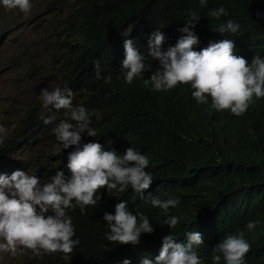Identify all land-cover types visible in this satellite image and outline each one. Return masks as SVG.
Segmentation results:
<instances>
[{
	"label": "trees",
	"instance_id": "trees-1",
	"mask_svg": "<svg viewBox=\"0 0 264 264\" xmlns=\"http://www.w3.org/2000/svg\"><path fill=\"white\" fill-rule=\"evenodd\" d=\"M33 1L29 16H0V110L12 103L17 108L13 115L1 117L5 131L0 133V174L21 170L36 174L43 184L62 167L57 148L43 147L36 131L43 128L41 90L66 85L82 105L99 113L90 117V126L116 134L114 148L130 146L149 158L145 171L153 178L151 195L178 198L180 203L169 213L179 223L170 229L163 224L168 215L153 207L148 196L120 192L129 208L147 216L154 229L140 247H121L106 239L100 221L102 210L116 200L105 192L97 207L85 209L86 214L78 208L69 212L80 241L70 261L61 255H22L27 258L19 262L107 264L126 256L137 259L156 252L170 232L178 238L193 230L202 234L204 243L195 250L205 264H213L212 248L226 235L241 231L251 245L248 264H264V98L254 99L237 117L211 109V97L207 104H198L190 85L167 92L151 90V85H144L151 71L129 85L119 69L118 40L124 26L133 23L131 16L100 20L106 0H97L91 15L87 12L94 0ZM219 7L228 15L220 19L208 15L209 9ZM205 12L207 33H217L219 40L236 39L249 63L254 56L264 58V0H208ZM92 18L97 19L95 28L88 20ZM228 20L240 25L236 33L216 31ZM53 41L59 45L50 44ZM140 52L153 71L159 67L147 56V44ZM46 54L59 57L51 60ZM97 61L101 79L95 74ZM5 74H11L8 85L3 83ZM107 76L111 83L104 82ZM249 221H258L252 231L246 227ZM220 264H225L223 257Z\"/></svg>",
	"mask_w": 264,
	"mask_h": 264
},
{
	"label": "clouds",
	"instance_id": "clouds-1",
	"mask_svg": "<svg viewBox=\"0 0 264 264\" xmlns=\"http://www.w3.org/2000/svg\"><path fill=\"white\" fill-rule=\"evenodd\" d=\"M33 3V0H0V16L9 18V13H16L13 19L27 16ZM207 4L208 0H106L99 19L120 14L134 19L120 31L118 40L119 69L127 84L151 71L150 78L144 79V85H151V90L167 92L181 84L190 85L198 104H207V98L211 97V109L229 111L239 117L254 99L264 98V58L254 56L249 63L239 52L236 39L219 40L217 33H207ZM98 5L94 0L87 15L94 13ZM208 15L220 19L228 12L219 7L209 9ZM88 20L97 27V19ZM239 27L228 20L216 31L236 33ZM50 44L59 45L57 41ZM146 44L147 56L159 62L154 71L146 64V55L140 52ZM46 57L56 60L59 56L46 54ZM95 70L96 78L101 79L98 61ZM103 79L111 83L110 76ZM40 98L43 128L38 131L42 130L45 138L52 140L62 167L50 182L43 184L36 174L21 170L10 176L0 174V252L15 257L30 250L37 258L61 255L70 261L80 241L69 212L78 208L81 214H86L85 209L97 207L105 192L116 197L100 215L110 242L134 249L154 232L148 217L133 212L121 199L120 192L124 191L148 196L153 207L168 215L163 224L170 229L177 226L179 218L169 211L180 200H162L151 195L153 178L145 171L149 165L146 155L130 146L114 148L116 134L102 126H90V117H99V113L82 105L69 86L42 89ZM4 131L0 127V133ZM257 224L258 221H249L246 227L252 231ZM203 243L198 231L191 230L178 238L170 232L156 252L149 251L137 259L121 257L107 264H205L198 248L195 250ZM250 249L244 232L228 234L212 248L213 264H220L222 257L225 264H248L246 254Z\"/></svg>",
	"mask_w": 264,
	"mask_h": 264
},
{
	"label": "rangeland",
	"instance_id": "rangeland-1",
	"mask_svg": "<svg viewBox=\"0 0 264 264\" xmlns=\"http://www.w3.org/2000/svg\"><path fill=\"white\" fill-rule=\"evenodd\" d=\"M23 16V15H21ZM20 16V17H21ZM9 17L10 19H13L14 17H16V13H9ZM10 77L11 74H5L3 76V83L4 84H10ZM30 88H32L30 86ZM16 105L14 103L9 104L8 107L1 109L0 110V123H1V117L2 116H11L14 113H16ZM1 126V125H0ZM38 134L40 135L41 141L40 143L43 144V147L45 148H49V149H54L55 145L52 142L51 139H46L44 133L42 132V130L38 131ZM22 255H32V252L30 250H25L23 253L18 254L17 256L13 257L10 253L7 252H0V262H2V264H34L33 261H29L27 263H20L19 261L22 260L23 258H27V257H22L20 258L19 256Z\"/></svg>",
	"mask_w": 264,
	"mask_h": 264
},
{
	"label": "bare ground",
	"instance_id": "bare-ground-1",
	"mask_svg": "<svg viewBox=\"0 0 264 264\" xmlns=\"http://www.w3.org/2000/svg\"><path fill=\"white\" fill-rule=\"evenodd\" d=\"M34 13V12H33ZM29 16V15H28ZM10 18V17H9ZM8 18V19H9ZM25 18V17H24ZM21 19V18H20ZM6 20V19H5ZM18 20V19H17ZM12 21V20H11ZM14 21V20H13ZM3 22V21H2ZM6 22V21H5ZM41 52V51H40ZM44 59V58H43ZM22 163H24V162H22ZM26 164V163H25ZM153 172V171H152ZM150 173V172H149ZM153 174V173H152ZM154 192V191H153ZM163 192V191H162ZM158 193V192H157ZM152 194V193H151ZM157 195V194H156ZM176 197V196H175ZM183 197V196H182ZM148 200V199H147ZM213 247V246H212ZM207 248V247H206ZM202 258V257H201Z\"/></svg>",
	"mask_w": 264,
	"mask_h": 264
}]
</instances>
